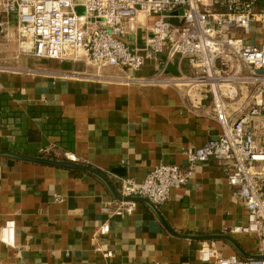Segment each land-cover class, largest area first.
Wrapping results in <instances>:
<instances>
[{
  "label": "crops",
  "instance_id": "1",
  "mask_svg": "<svg viewBox=\"0 0 264 264\" xmlns=\"http://www.w3.org/2000/svg\"><path fill=\"white\" fill-rule=\"evenodd\" d=\"M256 7L264 9V0ZM247 38L264 46V26L252 25ZM15 47L0 42V63L8 66L0 71V225L16 221L15 246L0 243V264H205L198 256L205 240L224 255L255 250L253 235L222 233L245 223L247 211L213 158L198 163L166 203L139 198L133 214H112L122 179L142 181L159 163L186 168L184 151L216 136L215 121L196 117L174 88L127 83L114 68L64 78L69 64L23 59L31 71L11 70ZM105 222L110 231L98 235Z\"/></svg>",
  "mask_w": 264,
  "mask_h": 264
},
{
  "label": "built area",
  "instance_id": "2",
  "mask_svg": "<svg viewBox=\"0 0 264 264\" xmlns=\"http://www.w3.org/2000/svg\"><path fill=\"white\" fill-rule=\"evenodd\" d=\"M254 24L264 26L256 0H0V42L16 44L11 70L31 71L19 64L26 57L69 63L64 78L82 68L118 69L127 83L174 88L196 117L218 124L216 136L184 151L186 168L159 163L142 181L122 179L112 210L124 218L139 198L166 203L198 163L213 158L247 211L245 223L222 233L253 235L256 243L244 255H224L205 240L198 249L205 264H264V46L247 38ZM15 231L16 221L7 219L0 243L15 246ZM109 231L105 222L96 232ZM94 250L114 256L104 245Z\"/></svg>",
  "mask_w": 264,
  "mask_h": 264
},
{
  "label": "water",
  "instance_id": "3",
  "mask_svg": "<svg viewBox=\"0 0 264 264\" xmlns=\"http://www.w3.org/2000/svg\"><path fill=\"white\" fill-rule=\"evenodd\" d=\"M169 69L172 71V72H176V69L173 65H170L169 66ZM23 158L25 159H28V160H32V161H37V162H42V163H49V164H52V165H58V166H64V167H72V168H81V169H87V170H92L94 171V169H92L91 167L89 166H86V165H83V164H78L76 162H70V161H58V160H54V159H43V158H39V157H30V156H22ZM216 235H211V236H208V238H212ZM220 236V235H219ZM224 236L227 238V239H231L230 236L228 235H225Z\"/></svg>",
  "mask_w": 264,
  "mask_h": 264
},
{
  "label": "rangeland",
  "instance_id": "4",
  "mask_svg": "<svg viewBox=\"0 0 264 264\" xmlns=\"http://www.w3.org/2000/svg\"><path fill=\"white\" fill-rule=\"evenodd\" d=\"M26 59H27V57H26ZM45 60H47V62L49 61L50 63H66V62H61L60 60H55V59H45ZM6 63V62H5ZM66 64H69V63H66ZM21 66H23V64H21ZM55 74V73H54ZM253 242H254V244L256 243V240H252ZM203 242V241H202Z\"/></svg>",
  "mask_w": 264,
  "mask_h": 264
},
{
  "label": "trees",
  "instance_id": "5",
  "mask_svg": "<svg viewBox=\"0 0 264 264\" xmlns=\"http://www.w3.org/2000/svg\"><path fill=\"white\" fill-rule=\"evenodd\" d=\"M52 130H53V131H57L58 128H57L56 126H53V127H52Z\"/></svg>",
  "mask_w": 264,
  "mask_h": 264
}]
</instances>
